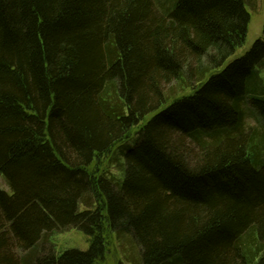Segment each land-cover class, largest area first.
<instances>
[{"label":"trees","instance_id":"1","mask_svg":"<svg viewBox=\"0 0 264 264\" xmlns=\"http://www.w3.org/2000/svg\"><path fill=\"white\" fill-rule=\"evenodd\" d=\"M246 1L0 0V264H100L112 235L118 264H264ZM74 227L89 248L57 250Z\"/></svg>","mask_w":264,"mask_h":264},{"label":"rangeland","instance_id":"2","mask_svg":"<svg viewBox=\"0 0 264 264\" xmlns=\"http://www.w3.org/2000/svg\"><path fill=\"white\" fill-rule=\"evenodd\" d=\"M246 8L249 11L250 14V23L248 26V33L245 44L238 48L236 53L233 55L231 59H235L238 57H242L245 55L254 45V43L263 36L264 31V0H247L245 2ZM190 89H187L183 91V93H188ZM192 91V90H191ZM181 93V94H183ZM178 94L177 96L181 95ZM153 115H150L148 118H151ZM247 125L255 126L256 122L254 119H248ZM122 146H119L117 150L114 151L113 157L115 158L116 155H118V150L122 149ZM120 158V157H119ZM115 160V159H114ZM124 157H121L119 161H121V164L118 163L116 166L112 165V161H110V156H106L104 158H99L98 162H95L93 164V169L95 170L96 167L99 168L102 173L103 171H108L111 175L116 176L118 179L123 178V170H122V164L124 161ZM114 162V161H113ZM0 185L2 188L9 190L8 186L5 182V180L0 177ZM57 250L59 247L64 246L65 249H81V250H87L89 248V242L86 238V236L79 231L77 228H71L69 230H66L64 232H61L57 239ZM117 238V236L112 235L111 237V243L108 246V251L106 252V256L103 262L100 264H118L119 262L127 263L126 259V253L129 250L130 252H134L133 248H135V244L132 240H127L125 243L121 242Z\"/></svg>","mask_w":264,"mask_h":264}]
</instances>
